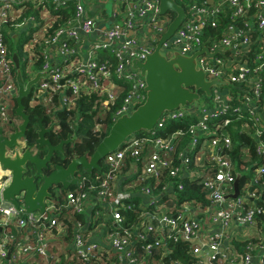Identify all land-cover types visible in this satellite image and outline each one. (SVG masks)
I'll use <instances>...</instances> for the list:
<instances>
[{"label": "built area", "instance_id": "1", "mask_svg": "<svg viewBox=\"0 0 264 264\" xmlns=\"http://www.w3.org/2000/svg\"><path fill=\"white\" fill-rule=\"evenodd\" d=\"M26 1L0 0V119L4 122L8 119V100L16 95L17 84L14 61L4 40L3 30L10 19L15 20V24H23L25 20L17 21L20 14L14 15L13 11L17 6L22 12ZM33 1L37 7L52 10L55 17L62 16V10L70 4L73 5V12L44 39V61L40 70H45L46 74L37 81L31 103L44 99L50 91H56L61 104L65 105L70 102L65 96L67 88L74 94L90 89L99 95L102 105L110 110L114 121L144 101L146 82L140 70L132 67V60H144L166 31L175 14L173 11L159 13V0H111L113 19L102 28V13L90 15L87 12L91 0ZM184 10L185 17L174 33L163 40L160 51L168 58L174 52L191 55L201 48L204 28L216 27L222 14L228 12V21L222 32L206 42L209 51L217 52L213 55L203 52L195 56V66L204 71L206 79H221L223 83L212 85L209 98L202 97L204 100L201 104L192 102L167 110L152 129L129 135L119 147L104 156L106 168L100 175L97 190L91 186L90 189H79L85 175L80 176L78 189L66 190L67 205L76 212H86V218L88 210L99 202L112 203L114 207L116 204L130 207L123 204V196H115L116 184L127 155L135 159V163H132L136 165L134 173L137 181L150 176L158 177L164 171L172 177L163 193L174 186L181 190L185 178L200 176L203 186L210 190V205L205 212L207 217H198L194 213L192 200L187 199L165 211H144L146 218L139 223L142 231L153 230V219L157 218L176 231L175 240L180 236L193 244L191 252L200 264H215L217 255L227 258L229 263L248 264L252 262L253 254L243 256L230 246L232 236L237 234L233 233L232 225L235 221L241 227L240 236H248L256 229L255 215L264 212V205L257 202L246 205V198L255 200L260 196L256 188L245 189L236 197L226 196L234 191L236 174L227 153L220 152L223 149L228 151L232 146L230 133L221 128L227 129L232 125L235 120L233 115H237L238 119L248 114L256 151L264 155V120L259 114V111L264 113V49L250 53L252 33L256 32L264 39V0L194 1ZM33 18L29 16L30 20ZM142 26L139 35L137 27ZM36 40L32 39L31 45ZM228 59L232 60L229 65ZM69 73L72 75L61 82ZM183 118L188 119L186 128L178 126L170 133H160L169 121ZM185 134L190 137L186 143ZM147 146L151 148L150 152L143 153ZM175 153L178 163L174 159ZM205 155L208 158L204 159ZM136 161L143 163L138 165ZM262 172L264 167L256 169L252 179L254 183L260 182ZM8 173L7 178L4 173L0 174V191L9 179ZM141 189L149 196L148 202L154 203L159 199L158 195L151 193V187L147 184H143ZM17 197L20 201L18 207L2 198L0 192V264H37L38 259L54 258L48 246V233L53 225L60 227L57 218L59 208L53 202H47L44 211L27 212L21 196ZM160 204L165 203L159 202L156 208ZM111 211L115 225L122 228L120 211L117 208ZM96 212L99 210L96 209ZM90 220L88 217L87 222L90 223ZM205 224H208L209 230H206ZM12 227L18 231L12 232ZM86 227V220L76 221L72 245L73 255L77 259L106 261L114 256L117 264H140L130 248V232L106 233L107 248L89 244ZM137 238L145 240V235L138 233ZM161 244H165V238L158 236L154 245ZM151 247L152 244L146 245L148 253ZM248 250L253 249L248 247ZM259 250L264 253V239L258 244ZM259 263L264 264V261L261 259Z\"/></svg>", "mask_w": 264, "mask_h": 264}, {"label": "trees", "instance_id": "2", "mask_svg": "<svg viewBox=\"0 0 264 264\" xmlns=\"http://www.w3.org/2000/svg\"><path fill=\"white\" fill-rule=\"evenodd\" d=\"M179 4L183 5L187 8V5L191 2H201L203 0H176ZM208 1V0H206ZM29 5L26 4L25 8ZM15 8L17 6H14ZM42 8V6H38ZM52 11V10H51ZM53 12V11H52ZM73 12V5L70 4L66 9L62 10V16L55 17L52 13V22L49 27L46 29L44 33V37H40L41 39H37L33 45L29 46L27 49H24V44L28 39H24L26 35H23L22 38L19 36L14 37L8 30L4 29V40L7 43V47L9 52L13 54L17 53L19 61H20V69L22 73V77L24 80L30 78L32 75H28L30 71V67L33 68H41L43 59V42L44 39L49 36L58 24H62L66 17H68ZM25 15H21L23 17ZM228 12H225L220 17L219 23L216 27L206 26L203 31V39H209L210 37L218 36L225 27V24L228 21ZM15 24V20H9L7 25ZM6 28V27H5ZM251 51L250 53H256L262 49H264V39H261L258 36V33H252L251 39ZM28 50V51H27ZM16 71V68H14ZM34 87H36V83L32 87V91L29 95L25 96L23 102L25 103V109L30 114V121L28 127L26 129V134L24 137V142L26 145L37 146L34 142L36 137V128H37V120L39 117L43 116L42 122L44 125H49L51 122H55V127L51 131L48 132V136L52 142H57L60 138L66 137L69 132L72 133L74 138L73 142H68L64 144L65 152L67 157L72 155H81V154H91L94 150L95 146L99 142V140L107 134L113 120L111 118L110 110L105 108L101 100L99 99V95L90 89H83L80 93L74 94L71 89L67 88L65 90V96L67 99H70V102L63 105L58 97V92L50 91L48 95L44 97V99L40 98L38 101L31 103L32 95L34 93ZM201 96L204 99H208L209 96L205 94L203 91H200ZM12 101L14 104L12 105ZM16 104L15 96L11 97L8 100V112L12 110L14 113V106ZM113 107V105L111 106ZM235 119L232 125L227 126V129L221 128L222 131H227L231 135L232 146L230 150H220V152H226L233 165V172L235 174H239V192L244 193L246 190H251L256 188L257 192L260 193V196L256 198L255 202L264 205V183H261L264 180V172H262L259 176V183H254L252 181L253 177L256 175V169L260 166L264 167V155H259L256 151V141L252 134V122L250 116L248 114H244L242 118H237V115H233ZM211 123V122H210ZM188 124V119L181 120H171L166 125L165 129H161V134L170 133L176 127L182 126L186 128ZM226 127V126H225ZM145 130H139L136 133L142 132ZM263 136H264V128H263ZM184 142L186 143L189 140V136L185 134ZM179 145V144H178ZM180 146V145H179ZM150 147L143 149V153H149ZM46 150L45 147L41 149V153ZM204 159L208 158V155L203 157ZM175 160L178 163V157ZM134 162L135 159L132 156L127 155L124 159V165L122 166L121 172L128 169L130 164ZM138 165H142L143 162L138 163ZM102 168L95 169L94 172L89 175L87 172L81 171V173L85 174L82 186L78 187L81 190H86L94 188L97 190L99 180L101 178V173L105 170V159H101L100 161ZM133 163V164H134ZM246 168L244 171L243 169ZM121 175V173H120ZM133 176V175H132ZM121 177V176H120ZM131 177V176H130ZM129 177V178H130ZM134 179H136V173H134ZM172 180V177L167 176V172L164 171L158 177H146L145 180L135 181V188H139L142 191L141 186L143 184H147L151 187V193L154 195H158L159 199L154 203L147 202V206L145 208L139 206L138 198L134 195H127L122 198V202L124 205L128 204L130 207L122 206L120 204H116L115 207L112 204V208H117L122 215L121 225L122 228H118L112 221L108 220L107 230L106 232L118 231L120 233H124V231H128L131 233L132 244L130 246L131 250H133L134 255L137 256L138 262L140 264H200L199 259L191 252L193 244L184 240L180 236L175 240L173 237L175 235V230H171L166 225L162 224L157 220V218L153 219V224L155 228L148 232H143V227L139 224L146 216L143 214L144 211H157L156 205L159 202H163L165 204L174 201L177 205H179L184 200L190 199L192 200L193 208L195 209L194 213L198 215L200 218L207 217L206 210L210 205V195L209 189H206L203 184L200 176L193 177L191 179L185 178L183 180V189L178 190L175 186L170 187L171 191L163 193L168 186V182ZM69 188H77V184H71ZM68 188V189H69ZM77 188V189H78ZM66 190L64 189L58 194H54V206L58 207V221L60 222V227L57 228V225H53V227L49 228V232H53L58 236V239H62L65 243L73 240L75 233V225L78 220H85L87 213H79L74 211L72 206L67 205V197ZM174 195V197H173ZM252 198H246L248 206L254 204ZM103 206L102 203H97L89 209L91 213L90 222L94 219L95 210ZM103 210V209H102ZM104 213V211H102ZM101 212V213H102ZM205 213V214H204ZM102 215V214H101ZM139 225V227H137ZM255 227L256 229L251 231L250 234L246 237H241L240 235H233L231 238L230 246L237 250L239 254L246 256L247 254L254 253L258 251V244H260L264 239V212H257L255 215ZM137 230V233H136ZM18 230L12 227V232H17ZM138 233H142L145 235V240H141L137 238ZM158 236H163L165 238V244L154 245V242ZM61 240V241H62ZM62 241V242H63ZM51 244V243H50ZM152 244L150 252L146 251V245ZM48 246L49 240H48ZM248 247H252L253 250L249 251ZM67 248V247H66ZM51 252L54 254V248L50 247ZM66 252H71V249L68 247L65 249ZM254 251V252H253ZM71 254V253H70ZM73 253L69 259L60 262L59 264H117L118 261L114 256H111L106 261L101 259H89L88 261L83 259H77L76 255ZM56 256V254H54ZM261 259L264 261V253L261 256ZM53 258L46 260L45 264H57L52 261ZM126 264V263H120ZM215 264H233L229 263L227 258H222L221 255H217L215 259ZM248 264H254L250 262Z\"/></svg>", "mask_w": 264, "mask_h": 264}, {"label": "water", "instance_id": "3", "mask_svg": "<svg viewBox=\"0 0 264 264\" xmlns=\"http://www.w3.org/2000/svg\"><path fill=\"white\" fill-rule=\"evenodd\" d=\"M166 11L175 13L166 31L144 60H132V67L140 70L146 82L144 101L130 113L118 116L91 154L72 155L66 165L56 162L55 152L64 154V144L73 142L74 138L69 132L66 137L52 142L47 132L53 129L55 122L44 125L43 116L39 117L34 140L37 146L22 143L30 121V114L25 109L23 99L29 95L33 85L46 74V71L38 70L24 80L18 55L15 52L12 54L16 68L17 92L14 106L16 118L10 117L5 122H0V167L9 172V179L0 191L2 198L18 207L20 201L17 196L20 195L25 211H44L56 188L68 189L71 184H77L79 171L91 175L95 169H101V159L119 147L129 135L142 129H152L163 112L192 103L201 96L200 91L210 95L212 85L223 83L221 79H206L204 71L195 66L197 54L205 52L213 55L217 52L208 50L206 46L208 39L204 40L201 48L191 55L174 52L173 56L168 58L160 51L163 40L174 33L185 17L184 7L176 0H159V13ZM218 51L222 53L221 50ZM231 62V59L227 60L228 65ZM71 75L72 73H69L63 77L61 82ZM44 146L46 151L41 153ZM33 148H38L40 153ZM52 163L54 164L51 166ZM238 184L239 174L233 182L234 191L226 196L236 197L239 194Z\"/></svg>", "mask_w": 264, "mask_h": 264}, {"label": "crops", "instance_id": "4", "mask_svg": "<svg viewBox=\"0 0 264 264\" xmlns=\"http://www.w3.org/2000/svg\"><path fill=\"white\" fill-rule=\"evenodd\" d=\"M29 5L23 9L21 12L18 7H16L13 11L14 15H25L21 18H17V21H20L24 19L25 21L22 23H17V24H11L6 26V30L11 32L14 37L17 38L19 36L20 38L23 37V35H26L24 39H28L27 42L24 44V46H30L32 39H41L40 37H44V33L46 29L49 27V25L52 22V11L47 10L46 8L42 7H37L36 3L33 0H28L26 1L25 4ZM87 12L90 15H94L97 13H102L104 19L102 20L101 27L104 28L108 23L112 21V2L111 0H91V3L87 5ZM29 16H33L34 18L32 20L29 19ZM45 30V31H44ZM95 35V34H94ZM43 48H45V43L43 42L42 44ZM49 50V48H48ZM40 70V68H34L33 73L35 71ZM264 120V119H263ZM22 143L24 144L25 142L22 140ZM136 165H133V163L130 164L129 168L121 172V177L119 181L116 184V189H115V196H127V195H134L135 197L138 198V204L139 206L145 208L147 206L148 198L149 196L145 194L143 191H140L139 188H135V180L134 179V172ZM244 168L243 170H245ZM7 172L6 170H2L0 167V174ZM85 175L84 173H79V177ZM133 175V176H132ZM131 176V177H130ZM130 177V178H129ZM1 182V180H0ZM70 189V188H69ZM74 189V188H71ZM168 191H171V188H169ZM167 191V192H168ZM256 200V199H255ZM255 200L252 202L254 203ZM174 201L167 203V204H160L159 207L157 208L158 210H168L169 208H174L176 207V203H173ZM103 209V210H102ZM112 203H103V206L101 205L99 208V212L94 213V219L92 222L88 223L87 218L91 217V213L88 210V216L87 218H84L87 223L86 227V238L89 244H97L99 247H107L108 248V242L106 240V230H107V223L108 220L112 221L115 224V221L112 217L111 210H112ZM104 211V213L102 212ZM102 212V213H101ZM102 214V215H101ZM89 224V225H88ZM233 227V233H237L236 235H241L240 233V228L238 225L234 224L232 225ZM206 230H209L208 224H205ZM49 237V245L52 248L55 249H60L61 252L59 253H54L56 256L61 257L62 255L64 256V261L66 259H69L73 253V245H72V240L68 242H64L62 239H58L57 235L53 232L48 233ZM63 242H62V241ZM51 243V244H50ZM69 247L71 249V252H66L65 249ZM238 252V251H237ZM254 252V251H253ZM71 253V254H70ZM53 254V253H52ZM53 254V255H54ZM261 255L262 251H255L253 253V259L252 262L254 264H260L259 261L261 260ZM46 260L45 259H38L37 264H45Z\"/></svg>", "mask_w": 264, "mask_h": 264}, {"label": "rangeland", "instance_id": "5", "mask_svg": "<svg viewBox=\"0 0 264 264\" xmlns=\"http://www.w3.org/2000/svg\"><path fill=\"white\" fill-rule=\"evenodd\" d=\"M140 28H143V26L142 27H137V33L140 35L141 34V32H142V29H140ZM151 34H154V33H150V35ZM29 46H24V49H27ZM28 51V50H27ZM33 70H34V68L33 67H30V71L28 72V75L30 76V75H34V73L37 71H35L34 73H33ZM28 79V78H27ZM204 99L202 98V97H199L198 99H195L193 102L194 103H196V104H201V102L203 101ZM14 104V101H12V105ZM259 114L261 115V117L264 119V113L263 112H261V111H259ZM0 122H4L3 120H1L0 119ZM173 197H174V195H173ZM54 201V197H52V199H49L48 200V202H53ZM60 236H58L57 238H59ZM59 252H61L62 253V251H60V249L58 248V249H55L54 248V253H59ZM52 261H54V262H56V263H60V262H62V261H64V256L62 255L61 257H58V256H55L54 258H53V260Z\"/></svg>", "mask_w": 264, "mask_h": 264}, {"label": "flooded vegetation", "instance_id": "6", "mask_svg": "<svg viewBox=\"0 0 264 264\" xmlns=\"http://www.w3.org/2000/svg\"><path fill=\"white\" fill-rule=\"evenodd\" d=\"M10 117H14V118H16V116H15V114L12 112V110H10L9 112H8V118H10ZM54 127H55V125L53 126V129H54ZM37 129V128H36ZM51 131V130H50ZM47 134H48V132H47ZM45 147V146H44ZM33 150H35L36 152H38V153H40V151H39V149L38 148H33ZM46 151V150H45ZM55 155L57 156L56 157V162H60V163H63L64 165H66V163L68 162V160L70 159V157H67V154H66V152L64 153V154H61V152H59V151H57V152H55ZM55 163V162H54ZM54 163H52L51 164V166L54 164ZM81 171H79V173H80ZM78 173V172H77ZM4 175H5V177L7 178V172H4ZM62 190H64V188H61V187H58V188H56L55 189V193L56 194H58L59 192H61Z\"/></svg>", "mask_w": 264, "mask_h": 264}]
</instances>
